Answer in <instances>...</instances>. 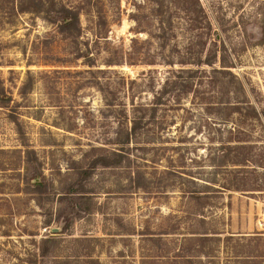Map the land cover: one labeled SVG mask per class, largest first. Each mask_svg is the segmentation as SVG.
<instances>
[{"label": "rangeland", "instance_id": "rangeland-1", "mask_svg": "<svg viewBox=\"0 0 264 264\" xmlns=\"http://www.w3.org/2000/svg\"><path fill=\"white\" fill-rule=\"evenodd\" d=\"M169 1L62 0L76 39L33 13L0 29L26 132L0 107V264H264V0H199L195 30ZM215 42L245 90L178 63Z\"/></svg>", "mask_w": 264, "mask_h": 264}, {"label": "trees", "instance_id": "trees-1", "mask_svg": "<svg viewBox=\"0 0 264 264\" xmlns=\"http://www.w3.org/2000/svg\"><path fill=\"white\" fill-rule=\"evenodd\" d=\"M170 5L175 6V8L181 12H183L186 17L189 19L190 22V30H195L201 27L202 19H206L205 11L203 7L201 6V3L199 0H170ZM26 13H33L36 15H42L43 19L49 21L50 23H54L57 27V31L59 34L66 36V38H74L76 39L81 32V21H80V12L79 10L75 8H69L62 2V0H0V29H5L7 26H14L19 17L22 14ZM202 18V19H201ZM207 24V23H206ZM207 27L211 30L212 27L208 23ZM215 39L219 41L217 34L215 33ZM217 42H215L216 51H213L212 49L205 58H202L199 56L196 60H181L178 63L182 65H188V64H195L199 69H201L202 66H210L212 68L213 72L221 73L224 75L225 78H231L233 81L232 83H237L238 85H241L242 89H244V86L242 82L237 78V76L229 70V68H233L235 66L234 62L232 60H227V57L224 55L220 59L221 68H217L215 65L218 62V46L216 45ZM201 47H205V42L200 41ZM2 43H0V46ZM91 60L88 59L87 63ZM175 62H170V64H173ZM5 63L2 58H0V66H3ZM91 64V63H90ZM89 64V65H90ZM197 68V69H198ZM180 71H184L183 69H180ZM191 73H196V70H187ZM11 73L14 72V70H10ZM28 77L24 81L20 94L25 95L29 93V90L33 86V78L31 75L30 70H28ZM180 77V74H173L171 77L166 79V82L164 83V88L167 89L168 85L171 82H175ZM177 83V82H176ZM191 90V85L184 84L182 86V91L184 94H188V92ZM245 90V89H244ZM166 91V90H165ZM163 93V92H162ZM165 93V92H164ZM177 101L181 100V96L176 98ZM161 96H158L156 98V103H162ZM242 107L239 104H236L235 107L232 109V113H239L244 114V110L250 109V114L248 116L250 117H258L259 113L257 112V109L250 104L249 101L245 100L241 102ZM0 107L5 108L9 110V118L12 122L16 125L17 133L20 136V138H24L26 136V132L23 128L22 123L19 120V110L18 108L19 103L15 102L14 97L9 92L6 81L0 76ZM253 111V113L251 112ZM141 125V122L135 121L133 128L130 132H128L127 139L131 137V135L135 134L138 130V127ZM27 152H30V147L25 144ZM246 149L248 148V144H245V141H239V144L237 147H228L230 150H240V149ZM247 158L244 159H237L233 160L234 165H247ZM118 163V162H116ZM234 172H238L237 170H234ZM234 190H242L239 186L232 188ZM202 193V192H199Z\"/></svg>", "mask_w": 264, "mask_h": 264}, {"label": "built area", "instance_id": "built-area-1", "mask_svg": "<svg viewBox=\"0 0 264 264\" xmlns=\"http://www.w3.org/2000/svg\"><path fill=\"white\" fill-rule=\"evenodd\" d=\"M262 214H264V211L262 212Z\"/></svg>", "mask_w": 264, "mask_h": 264}]
</instances>
